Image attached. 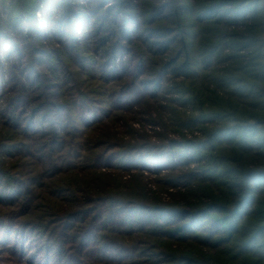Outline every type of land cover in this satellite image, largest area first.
I'll use <instances>...</instances> for the list:
<instances>
[{"label": "trees", "instance_id": "obj_1", "mask_svg": "<svg viewBox=\"0 0 264 264\" xmlns=\"http://www.w3.org/2000/svg\"><path fill=\"white\" fill-rule=\"evenodd\" d=\"M0 252L264 264V0H0Z\"/></svg>", "mask_w": 264, "mask_h": 264}, {"label": "rangeland", "instance_id": "obj_2", "mask_svg": "<svg viewBox=\"0 0 264 264\" xmlns=\"http://www.w3.org/2000/svg\"><path fill=\"white\" fill-rule=\"evenodd\" d=\"M39 17L43 18V14L39 13ZM136 128H141L139 123H137ZM155 130H159L156 126L153 125H148L146 131L150 134H154ZM4 256V253L0 252V264H15L14 262L9 261L7 258Z\"/></svg>", "mask_w": 264, "mask_h": 264}]
</instances>
